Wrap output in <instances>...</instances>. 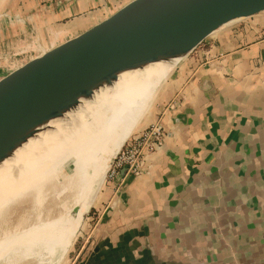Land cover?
<instances>
[{
  "label": "crops",
  "instance_id": "0c3cea01",
  "mask_svg": "<svg viewBox=\"0 0 264 264\" xmlns=\"http://www.w3.org/2000/svg\"><path fill=\"white\" fill-rule=\"evenodd\" d=\"M134 0H0V74ZM251 20V21H250ZM145 172L105 181L70 264H264V14L205 41L159 87Z\"/></svg>",
  "mask_w": 264,
  "mask_h": 264
},
{
  "label": "water",
  "instance_id": "95a60500",
  "mask_svg": "<svg viewBox=\"0 0 264 264\" xmlns=\"http://www.w3.org/2000/svg\"><path fill=\"white\" fill-rule=\"evenodd\" d=\"M262 14L264 0H134L80 35L3 72L0 169L30 142L55 132L56 125L69 126L123 79L155 67L168 68L167 76L155 83L148 107L159 87L205 41ZM135 131L96 175L80 223L87 219L113 162ZM125 173L123 169L117 176L114 188Z\"/></svg>",
  "mask_w": 264,
  "mask_h": 264
},
{
  "label": "bare ground",
  "instance_id": "6f19581e",
  "mask_svg": "<svg viewBox=\"0 0 264 264\" xmlns=\"http://www.w3.org/2000/svg\"><path fill=\"white\" fill-rule=\"evenodd\" d=\"M168 72L155 67L123 79L69 126L56 125L55 132L30 142L0 169L2 264L10 258L19 264H53L62 257L80 226L96 175L135 129L155 83ZM29 206L33 210L18 216ZM15 216L21 217L16 224L11 222ZM13 233L18 235L9 236Z\"/></svg>",
  "mask_w": 264,
  "mask_h": 264
},
{
  "label": "built area",
  "instance_id": "2783aa9c",
  "mask_svg": "<svg viewBox=\"0 0 264 264\" xmlns=\"http://www.w3.org/2000/svg\"><path fill=\"white\" fill-rule=\"evenodd\" d=\"M164 136L163 127L159 122L153 123L134 134L128 139L113 162L106 181L114 183L123 169H126V173L124 179L119 183L120 185L128 176L137 178L144 174L147 157L162 148Z\"/></svg>",
  "mask_w": 264,
  "mask_h": 264
},
{
  "label": "rangeland",
  "instance_id": "374dc122",
  "mask_svg": "<svg viewBox=\"0 0 264 264\" xmlns=\"http://www.w3.org/2000/svg\"><path fill=\"white\" fill-rule=\"evenodd\" d=\"M248 21V20H247ZM251 21V20H250ZM82 201H83V199H82ZM81 201V202H82ZM81 202L79 203V205L81 204ZM47 203V202H46ZM79 205H78V207H79ZM45 207L47 208V206H46V204H45ZM78 209V208H77ZM25 213L23 214V213H21L20 215H18V216H26L28 213L27 212H30L31 210H33L32 209V206H29V207H26L25 208ZM29 210V211H28ZM18 216H15L14 218H12L11 220V222L12 223H15L16 224V222H17V219H20ZM73 217V215L71 216V218ZM16 219V220H15ZM70 220V219H69ZM69 220H66V223H67V225L69 224ZM72 220H73V218H72ZM71 220V221H72ZM10 222V223H11ZM86 223L88 224V222H86V219L82 222V223H80V226H79V228L77 227V229H76V232H75V234H74V237H73V239H72V242H71V244L67 247V249H66V251H65V253L62 255V257H60L59 259H57V262L55 261V262H53V264H70V261H71V259L73 260V258L75 257V255H76V253H77V251L79 250V248L81 247V243H83V237H84V232H85V226H86ZM17 233H13V234H11V235H9V236H15ZM18 235V234H17ZM3 242V239H0V243H2ZM18 257H20V256H18ZM16 259V260H15ZM5 260V259H4ZM4 260H2L1 258H0V264H2V262L4 261ZM11 260H12V262H11ZM15 261V262H14ZM8 262V263H7ZM7 262H6V264H19L20 262H19V260L17 259V258H10V259H8L7 260ZM10 262V263H9ZM46 264H50L49 262H47Z\"/></svg>",
  "mask_w": 264,
  "mask_h": 264
}]
</instances>
